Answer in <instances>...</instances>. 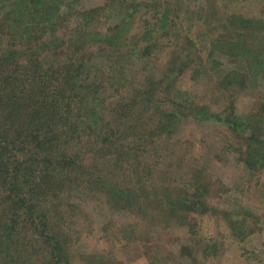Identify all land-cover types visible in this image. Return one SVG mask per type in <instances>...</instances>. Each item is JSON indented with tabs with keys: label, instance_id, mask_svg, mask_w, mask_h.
<instances>
[{
	"label": "rangeland",
	"instance_id": "obj_1",
	"mask_svg": "<svg viewBox=\"0 0 264 264\" xmlns=\"http://www.w3.org/2000/svg\"><path fill=\"white\" fill-rule=\"evenodd\" d=\"M4 1L6 7L11 2L0 0V5L3 6ZM135 2H140V5L137 4V11L131 17L125 18V36L132 38L135 41L133 44L138 47L149 42L150 49L141 61L127 62L114 77L100 72L89 74V78L100 86L102 94L98 103V125H92L93 133L99 136L116 131L120 127L118 117L127 110L125 104L130 103L131 89L143 84L146 79L163 75L173 59L183 64L182 73L172 80L171 89L160 92L155 99L163 111L170 112L169 115L177 112L179 117L169 124L168 119H164L166 132L159 134L155 140L135 141L133 148L140 142L136 150L140 153L133 154L132 168L124 164L127 178H131L134 170L129 181L121 177L123 170L114 166V158H86L78 165V171L66 177L68 187L64 189L61 201L50 198L43 201L42 197L47 196L42 193L41 186L46 172L57 171L59 167L47 163V157L42 156L43 151L26 165L22 159L31 155L22 157L17 147L20 140L10 135L12 138H8V144L14 145L12 149L18 159L5 156L10 164L0 171L1 178L5 176L4 171H10L9 183L13 182L14 188L9 189H15L13 192L2 190L7 186L0 184L1 264H22L24 260L33 264H53L54 260H59L62 264L63 261L47 254L39 236L32 233L33 226L27 223V220L32 222L33 212L42 208L51 217L49 231L60 235L63 245L67 246V264H264V166L260 161L248 170L244 163L246 134H235L216 120V114L228 108L227 104L231 102L233 112L242 120L256 114L254 119L259 127L255 129V134L264 142V81L257 87H246L241 91H236L234 85L230 89L223 88L220 84L222 74L219 73L223 66L211 69L210 64L211 59H215L229 66L224 47L221 51L218 49L225 42L238 39L235 32L240 29L229 26V18L240 16L246 20H264V0ZM164 3L173 9L169 13L168 25L142 36L145 26L152 25L155 16L161 13H156V10H161L159 4ZM51 4H58V10L64 15L70 14L56 34L69 43L77 37L76 30H73L78 26L76 12L103 7L106 0H54ZM29 12L26 9L24 16L29 17ZM113 12L106 9L98 19L91 21L88 29L83 30L87 34L86 40L93 36L88 45L78 48V51L64 49L70 55L77 52L73 61L98 50L103 52L98 60L105 62L108 52L98 34L110 33L109 29L117 24L115 17H109L116 11ZM3 17L1 10L0 19ZM3 26L0 25V54L3 49L21 46L12 40L11 34L6 35V25ZM256 28L259 32L264 25ZM98 39L99 42L96 41ZM216 39L221 44L215 42ZM250 42L255 44L256 37ZM261 52L260 59L263 60L264 50ZM25 55L24 59H30L35 64V55ZM22 62L20 58L17 63ZM104 62L99 71L107 65ZM22 70L24 68L17 66L15 73L21 75ZM123 76L133 82L131 89L120 84ZM102 98L104 103H100ZM175 101L181 102L183 109L176 111L177 105L172 103ZM193 104L208 108L211 116L200 118L195 110L192 112L193 108L189 109ZM148 108L155 109L151 105ZM147 109L146 106L143 108ZM164 113L161 112V115ZM77 117L79 120H69L72 125L62 137L66 134L76 136L78 125L86 119L85 111ZM155 120L151 121V128ZM48 131L49 127L45 132ZM114 137L120 136L115 133ZM92 138L95 139V136ZM85 140L87 138L82 135L69 140L67 145L59 142L58 148H71L75 152L77 145ZM117 141L119 145L126 142L122 137ZM253 145L257 149L254 154L264 153L262 144H258L260 148ZM15 166L19 169L13 171ZM102 173L105 176L111 173L112 177L108 179L110 187L140 193V202L129 199L136 203H126L124 197L118 199L116 194L106 195L100 185L105 177ZM19 194L23 197L16 199V207L10 201L2 202V195ZM169 195L174 202L166 199ZM13 220L15 223L11 224ZM15 240L14 251L4 249L2 243Z\"/></svg>",
	"mask_w": 264,
	"mask_h": 264
},
{
	"label": "trees",
	"instance_id": "obj_2",
	"mask_svg": "<svg viewBox=\"0 0 264 264\" xmlns=\"http://www.w3.org/2000/svg\"><path fill=\"white\" fill-rule=\"evenodd\" d=\"M52 1L54 0H11L7 7L5 6L6 1H4L3 6L0 5V11L2 10L4 13V17L0 19V25H6V35L11 34L12 40L21 44L19 48L3 49V53L0 54V125L7 128L0 126L2 128V132H0V171L1 168H6L10 164L5 160V156L17 157L12 149L14 145L8 144V138H12L10 135L20 140L17 143V147L22 157L31 155V157L22 159L26 165H29L32 157L36 158L43 151L42 156L47 157V163L50 162L59 167L57 171L46 172L43 177V184H41L43 187L42 193L47 197H42V199L45 202L49 198L62 200L61 195L65 191L64 189L68 187L65 181L66 177L71 176L74 171H78V165L84 162L86 158L90 160H109L114 158L116 162L114 166L123 170L121 177H126L129 181L134 175V170L131 173V178L128 177L130 178L128 179L127 175H125L127 171L125 165L132 168L131 159L134 157L133 154L140 153V150L136 151L141 145L140 142L139 146L137 145L138 148L137 146L133 148L135 141L143 139L155 140V138L160 136L159 134L166 132V126L163 123L164 119H168L167 122L169 124L172 121H176L179 117L177 112L169 115L168 113L170 112L163 111L159 107V101L157 102L156 99L159 97L158 94L160 92L173 87L171 85L172 80L177 78L183 69V64L177 63L173 59L167 64L163 75L154 79H146L143 84H138L133 89H131L134 86L131 79L123 76L120 84L126 89H131L132 97L130 103L128 102V105L125 104L127 110L118 117L120 119L118 122L120 127L116 131H111L110 134L99 136L94 134L92 125H98L100 116L98 103L102 94L99 90L100 86L89 78V74L100 72L101 74L108 73L111 77H114V75L119 74V70H122L127 62H139L149 52L151 45L149 42L145 46L138 47L133 44L135 41L132 38L125 36V18L131 17L137 11L136 6L137 4L140 5V2H135V0H119L118 2L116 0H106V4L103 7L76 12L75 17L77 15L78 26L74 27L73 30H76L75 34L77 37L67 43L64 38L57 37L56 34L60 26H63L70 18V14L64 15L58 10V4H51ZM159 6L161 10H156V13H161L155 16V22L152 25L145 26L142 36L148 35L151 31L162 30L168 25L169 13L173 9L168 3L159 4ZM38 7L41 8L38 9ZM26 9L30 10L29 17H25L23 14ZM106 9L111 13L116 11L114 15L109 17L113 16L118 21L112 29H109L110 33L98 34L100 41L106 44L105 48L108 52L105 55V62L103 61L104 64H107L103 68L105 72L103 70L99 71L100 65L103 64V62L98 60L100 54L103 53L102 51H92L85 58L81 57L73 61L77 52H71L70 55V52L64 49L73 48V50L78 51V48L88 45L93 36H89L88 40H86L87 36L85 35L87 34L83 30L88 29L91 21L98 19L99 14L106 11ZM32 10L34 14L31 13ZM228 25L240 29L236 28L235 36L238 38L236 41H227L225 45L218 47L219 51L224 47V53L229 59V66H224L223 63L221 64L217 60L211 59V69L223 66L219 70V73L222 74L220 84L223 88L227 87V89H230L234 85L236 91H241L246 90V87H257L264 81V58L263 60L260 59L263 54L261 51L264 50V29L258 32L256 27L263 26L264 20L257 19L252 21L235 16L229 18ZM255 37L256 43L252 44L253 42H250V39ZM149 40L152 41V39ZM96 41L99 42V39ZM215 42L221 44L217 39ZM218 44H216V47ZM27 53L35 55V64H32L30 59H24ZM20 58L23 62L18 64L17 62ZM231 62L232 66L230 65ZM17 66L24 68L22 70L24 72L21 75L20 73H15ZM46 66L49 67L46 68ZM245 78H248L247 82ZM177 96H179V93ZM177 96L175 97L178 98ZM104 102L105 100L102 98L100 103ZM172 103L177 105L176 111L183 109L181 102L175 101ZM150 105L155 109H147ZM227 105H229L228 108L216 114V120L235 134H246L247 147L244 153V163L248 170L253 168L256 162L261 161L264 166V153L261 152V155H258L253 152L257 150L253 144H262L264 147L262 139L257 138L255 134V129L259 127H257L258 122L254 119L256 114H252L242 120L233 112L232 103L230 102ZM143 106H146L147 110H143ZM130 107H133V109H129ZM191 108H193L192 112L195 110L200 118L208 119L211 116V112L206 107H198L193 104L189 109ZM83 111H85L86 119L78 125L79 132L76 131V136H68L66 134L62 137L72 125L69 120H74V118L79 120L77 116ZM161 112L165 113L161 115ZM154 119L156 120L151 128V121ZM67 122L69 124L65 127ZM44 127L46 128L45 130L49 127V131L45 132ZM5 129L6 132L3 134ZM115 133H118L120 137H114ZM81 134L87 140L77 145V151L73 152L71 148H58L60 143L67 145L69 140L81 138ZM93 136H95V139L92 138ZM121 137L126 142L119 145L117 140H120ZM34 154L36 156H33ZM17 168L19 169V167L15 166L13 171H16ZM4 172L5 176L3 178L0 175V181H2L0 184L4 183L7 187H2V190L8 189L13 192L15 189H9V187L14 188L13 182L9 183L10 171L6 170ZM103 173L105 172L103 171ZM103 173L102 177L105 176ZM111 177V173L107 174L100 184L101 190H105L106 195L116 194L118 199L124 197L126 203H136V201L132 202L129 199H136L140 202V193H135L130 189L110 187L108 179ZM22 197L21 194L17 196L2 195L1 199H3L2 202L10 201L16 207V199H21ZM171 198V195L166 197L169 200ZM180 200L184 202V199ZM171 201L174 202V200ZM27 212L29 213V211ZM31 217L33 218L32 222L27 220V223H31L30 226H33L32 233L39 236L38 239H40L47 254L52 258L60 259V261H63L62 264H67V257L69 258L67 246L63 245L59 238L61 237L60 235L52 233L48 229V225L51 222L49 212L42 208L36 213L33 212ZM14 223L13 220L11 224ZM15 236H17L16 233ZM15 242L16 240L2 244L4 249L14 251V248H16ZM22 264L33 263L24 260ZM53 264H60V262L59 260H54Z\"/></svg>",
	"mask_w": 264,
	"mask_h": 264
}]
</instances>
